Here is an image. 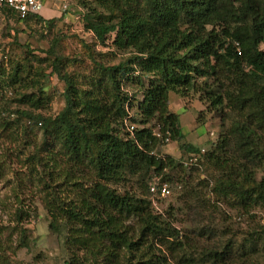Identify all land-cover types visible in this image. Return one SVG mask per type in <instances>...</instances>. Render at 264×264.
Listing matches in <instances>:
<instances>
[{"label": "trees", "instance_id": "obj_1", "mask_svg": "<svg viewBox=\"0 0 264 264\" xmlns=\"http://www.w3.org/2000/svg\"><path fill=\"white\" fill-rule=\"evenodd\" d=\"M79 3L80 19L93 32L94 45L112 40L111 55H133L106 65L103 54L79 39L89 58L85 63L59 53V42L66 37L57 35L46 51L51 73L64 82L65 105L55 115L42 111L52 100L48 74L42 71L29 81L31 64L15 62L10 73L0 65V137H12L16 150L33 149L18 156L26 167L19 179L39 189L33 198L41 201L51 232L61 240L59 264H264L261 222L247 229L232 223L221 240L212 245L207 240L219 236L211 221L223 216L226 227L232 220L228 208L240 218L264 212V0ZM2 11L8 22L34 23L45 31L59 22L39 13L21 18L6 6ZM26 48L34 55L29 44ZM86 64L91 68L84 75ZM127 85L143 95L136 100L132 94L129 108L138 123L133 132L124 127ZM11 88L13 97L8 96ZM172 92L186 100L199 95L207 109L221 114L218 142H210L202 160L189 169L184 159L155 152L170 135L184 153H200L186 142L180 117L169 107ZM201 112L198 122L205 124ZM33 125L41 132L39 141L29 138ZM159 127L161 138L154 134ZM21 135H28L26 141ZM153 171L170 182L176 181L174 173L181 174L178 180L186 190L179 195L185 199L179 210L194 230L181 235L171 219L163 218L164 211L175 217L174 207H154L147 184ZM135 177L140 196L112 186ZM15 198V225L8 233L0 226V264H24L18 252L36 246L26 221L40 220L37 204L27 205L19 194ZM209 214L215 218L204 223ZM235 230L240 237L230 235ZM191 232L198 233L204 246L189 240ZM33 264L52 263L37 252Z\"/></svg>", "mask_w": 264, "mask_h": 264}, {"label": "rangeland", "instance_id": "obj_2", "mask_svg": "<svg viewBox=\"0 0 264 264\" xmlns=\"http://www.w3.org/2000/svg\"><path fill=\"white\" fill-rule=\"evenodd\" d=\"M68 4V6H66ZM49 5V6H48ZM81 5L79 0H59L54 2H49L46 5V8L43 9V17L45 19H58L59 22L56 23V27L53 30L45 31V29L31 24H24L23 22H18L16 20L7 21L6 14L0 12V65L3 66L4 70L7 73H10L15 62L20 61L23 64H31L29 72V78H40V73L43 71L49 75L47 90L52 95V100L48 107L43 109V112L48 114L55 115L60 110L63 109L65 105V99L62 95L64 91V82L59 80L56 74L51 73L52 67L50 65V59L47 56L46 51L51 47L53 39L57 35L65 36L59 42V53L61 52L64 57L70 59H82L85 63H89V58L86 51H83V46L79 42L80 40L86 41L97 53L103 54L102 62L106 65L118 64L124 62L128 59L132 52H116V56L111 55L110 53L114 50V47L111 45L112 40L108 41L107 45L95 44V36L91 30H87L80 19ZM17 30V42L15 41V35ZM78 37V38H77ZM27 44L30 45V48L33 50L34 55L28 53ZM133 55V54H132ZM28 58V59H27ZM90 66L86 64V67L82 69L84 75H87L90 71ZM72 70V68L70 69ZM39 72V74H37ZM15 88H11L8 92V96L13 97L16 93ZM20 89V88H17ZM124 90L129 92V99L126 101L125 105L130 107L132 99V94L136 96V100L142 99L143 95L135 93L136 89L133 85L125 86ZM1 91V90H0ZM138 94V95H137ZM0 100V106L1 101ZM170 109L173 112H176L180 116V124L186 135V142L198 146L200 153H184L181 149V143L177 141L170 140L164 145H159L156 149V153L162 157L172 156L177 160L184 159L185 166L189 169L190 165L196 163L199 159L202 160L203 155L210 148V142L217 143L221 135V114L217 111L207 109V104L204 103L200 96L197 95L190 99H184L180 94L175 92L170 93ZM204 113L205 118L207 119L205 124H200L198 122V115L200 112ZM201 112V113H202ZM230 124H227L226 127H229ZM34 127V129H33ZM33 130H29V138L32 141H39L41 137V132L38 127L32 126ZM214 133V136H211V133ZM28 135H21V139L26 141ZM18 144L14 143L13 138L9 137H0V172H3L4 178H1L0 175V226L5 228V232H9L11 228L15 225V220L13 218L14 204L16 201L15 194H19V197L22 201L26 202L27 205L35 206L33 201L37 204L39 210V221H36L33 217L27 219L26 225L28 228L32 229L33 237L35 238V247L31 250L26 248L21 249L16 256L17 259L24 262V264H33L34 253L44 252L47 256V259L52 264L61 263V257L64 256L63 248L61 245V240H58L56 234L50 230V222L46 217V209L44 208L41 201L36 196L33 198L34 193L39 189L31 184V182L25 178V183L19 179L26 175V167L23 166L22 159L18 157L21 154V150H16ZM30 147V146H29ZM28 148V146H27ZM204 149V152H203ZM33 149H26L25 152H32ZM176 181L170 182L167 181L172 186V195L160 202V210L168 209L170 205L174 207V216L168 214L167 211H164L163 218L164 220L173 221V226L177 228L181 235L188 232V230H194L195 226L190 218L184 215L182 211L179 210L180 206H183L185 199L181 198L179 195L184 194L186 190L184 186L181 185V182L178 180L180 178V173H174ZM151 175L149 174L147 179V184H149ZM203 177H205L203 175ZM139 179L133 178V181L123 182L117 186L112 184L114 188H118L119 191L130 190L131 192L141 195L139 189L140 183ZM127 188V189H126ZM136 191V192H135ZM230 214L232 220L225 227L223 223V216L215 221H211L215 218V215H206L203 219L204 223L210 222L216 230H218V237H213L211 240L207 239L210 242V245L213 242L221 240V236L224 230H229L228 226H231L233 223L234 226L240 227V229H247L253 227L255 223L264 224V212L256 210L254 219L246 217H237L236 213L230 210H226ZM165 215V216H164ZM183 218H186L183 221ZM196 220H199V216L194 217ZM229 218V219H230ZM137 222L135 220H130L128 224L130 226H135ZM228 227V228H227ZM240 231L235 230L231 232L232 237H240ZM198 233L189 234V240H192L194 244H198L200 247L204 246V240L199 238ZM184 239V238H183ZM264 260V258L262 259Z\"/></svg>", "mask_w": 264, "mask_h": 264}, {"label": "built area", "instance_id": "obj_3", "mask_svg": "<svg viewBox=\"0 0 264 264\" xmlns=\"http://www.w3.org/2000/svg\"><path fill=\"white\" fill-rule=\"evenodd\" d=\"M48 1H59V0H0V12L1 9L6 6L14 10L21 18L26 17L30 13H42L43 9L46 7ZM68 6V4H66ZM128 116L124 119V127L129 132H133L137 128L138 123L133 122L132 119L135 117V111L131 110L127 104ZM169 133V132H168ZM154 134L161 138L162 133L160 127L154 130ZM214 136V133H211ZM170 141V135L165 137L164 142ZM204 152V149H203ZM151 177L149 181V191L150 198L153 202L155 208L160 210V201L167 198L172 193V186L167 181H162V178L155 173L151 172Z\"/></svg>", "mask_w": 264, "mask_h": 264}, {"label": "crops", "instance_id": "obj_4", "mask_svg": "<svg viewBox=\"0 0 264 264\" xmlns=\"http://www.w3.org/2000/svg\"><path fill=\"white\" fill-rule=\"evenodd\" d=\"M49 6V5H48ZM43 13V12H42ZM42 13H39V14H42ZM43 15V14H42ZM180 117V116H179ZM185 133V132H184Z\"/></svg>", "mask_w": 264, "mask_h": 264}, {"label": "clouds", "instance_id": "obj_5", "mask_svg": "<svg viewBox=\"0 0 264 264\" xmlns=\"http://www.w3.org/2000/svg\"><path fill=\"white\" fill-rule=\"evenodd\" d=\"M50 2H52V1H50Z\"/></svg>", "mask_w": 264, "mask_h": 264}]
</instances>
